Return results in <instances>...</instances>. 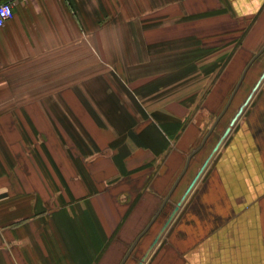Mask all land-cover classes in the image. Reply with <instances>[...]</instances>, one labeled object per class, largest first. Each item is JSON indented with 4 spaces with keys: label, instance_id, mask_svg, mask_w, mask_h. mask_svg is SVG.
I'll list each match as a JSON object with an SVG mask.
<instances>
[{
    "label": "crops",
    "instance_id": "0c3cea01",
    "mask_svg": "<svg viewBox=\"0 0 264 264\" xmlns=\"http://www.w3.org/2000/svg\"><path fill=\"white\" fill-rule=\"evenodd\" d=\"M13 13L0 264H121L156 215L124 264H264V47L238 56L264 46V0H16ZM233 64L248 69L227 108L249 92L200 148Z\"/></svg>",
    "mask_w": 264,
    "mask_h": 264
},
{
    "label": "rangeland",
    "instance_id": "374dc122",
    "mask_svg": "<svg viewBox=\"0 0 264 264\" xmlns=\"http://www.w3.org/2000/svg\"><path fill=\"white\" fill-rule=\"evenodd\" d=\"M264 46H262L261 47V49L260 50H257L256 52H251V51H248V50H244L242 53L240 52V55H238L239 56V58H241V63H243L245 60H243L245 57H247V59H251V58H253L254 56H256L261 50H262V48H263ZM264 61V60H263ZM251 63V61L249 60V62H248V64H250ZM247 64V65H248ZM246 65V66H247ZM244 68H246V67H244ZM243 68V69H244ZM245 70V69H244ZM244 70H242L243 72H244ZM240 72H241V68L239 69V67H236L234 64L229 68V70H227V73L225 74V76H223V78H236V83H235V85H234V87H233V89H232V91H230V93L228 94V96L226 97V100H225V104H224V106L221 108V110L219 111V113L215 116V114H210L206 119V121H205V123L207 124L209 121H212V119H213V121H212V124H214V123H216V121L223 115V113H224V111L226 110V108H227V104H228V102L230 101V99H231V97L233 96V94L235 93V90H236V87H237V85H238V83H239V80H240V77H239V74H240ZM242 72V73H243ZM241 73V74H242ZM251 75V74H250ZM241 76V75H240ZM250 77V76H249ZM248 76L247 77H245V80L247 79V78H249ZM244 80V79H243ZM243 82V81H242ZM242 84V83H241ZM245 86H243V89H241L240 91H239V94L235 97V99H234V101H233V103H232V105L229 107L228 106V108H227V110H226V113L221 117V119H220V121H219V132H220V130L222 129V127H223V125L225 124V123H227V121H228V119L230 118V116L233 114V112L235 111V108H236V105L239 103V101H238V98L241 96V95H245L246 94V92L248 91V88H249V86H247V87H245ZM249 92V91H248ZM82 118H83V120H84V123H87V124H89L90 123V119L83 113L82 114ZM197 131H198V135H201V132L202 131H199L198 129H197ZM95 134H98L97 133V130L95 131ZM206 134V133H205ZM205 134H203V136H202V139L204 140V138H205V136L207 135H205ZM217 137H218V134L216 133V132H214L213 134H212V137H211V140H209V142H208V144H207V146L204 148V149H202L199 153V157L202 159V158H204V156L208 153V151H209V149H210V146L212 145V143L214 142V141H216V139H217ZM100 139H99V141L100 142H102V145H103V143H106L107 142V140L104 138V137H99ZM201 139V141H203ZM201 141H200V143H201ZM104 146V145H103ZM197 149H198V147H197ZM109 154L110 153H108L107 155L109 156ZM108 157V156H106V155H102V157ZM175 183V182H174ZM172 187H174V184H173V186ZM155 217V216H154ZM154 217L151 219V221L154 219ZM150 221V222H151ZM150 222H148V225L146 226V228H145V230L147 229V227L149 226V224H150ZM144 232V231H143ZM142 232V233H143ZM141 233V234H142ZM140 236V235H139ZM138 238V237H137ZM156 238V237H155ZM154 238V239H155ZM154 239H153V241H154ZM152 241V242H153ZM134 243V242H133ZM132 243V244H133ZM132 244H131V246H132ZM126 255V254H125Z\"/></svg>",
    "mask_w": 264,
    "mask_h": 264
},
{
    "label": "water",
    "instance_id": "95a60500",
    "mask_svg": "<svg viewBox=\"0 0 264 264\" xmlns=\"http://www.w3.org/2000/svg\"><path fill=\"white\" fill-rule=\"evenodd\" d=\"M247 69H248V68H247ZM247 69L245 70V72H244L242 78L239 80V83H238V85H237L236 90L239 88L240 84L242 83V81H243V79H244V75H245V73L247 72ZM263 79H264V73H263V75H262L261 80H263ZM259 84H260V83L257 84V86L255 87L254 90H256V89L258 88ZM236 90H235V92H236ZM233 95H234V94H233ZM250 98H251V96H250V97L248 98V100L245 102L244 106H246V105L248 104ZM241 113H242V108L239 110V112H238V114L236 115V117L232 120V122H231V124H230V128H228V129L226 130V132L224 133V135L222 136L221 139L225 138V137L230 133L231 127L235 124V122L237 121V119H238V117L240 116ZM218 121H219V120H217L216 123H214V125L212 126V128L210 129V131L207 133V135L205 136V138H204V140H203V142H202L200 148L204 145V143L206 142L207 138L211 135V133L213 132V129L215 128V126H216V124L218 123ZM221 139H220V140H221ZM219 145H220V141L218 142V144H217L216 147L214 148L212 154H211L210 157L206 160V162L204 163V165L202 166V168H201L200 171L198 172L197 176L195 177V179L193 180V182H192L191 185L189 186V188H188L187 192L185 193V196H184L183 199H185V197L191 192V190L193 189V187L195 186V184L197 183V181L199 180V178H200L201 175L203 174V172H204V170H205L207 164L209 163L210 159L212 158V155H213L214 153L217 152V150H218V148H219ZM200 148H199L198 150H200ZM192 155H193V154H192ZM190 159H191V157L188 159V162H187V164H186L185 170L187 169V166H188V164H189ZM185 170H184V171H185ZM178 207H179V205L175 208L173 214L171 215V217L169 218V220H168V222H167V225H168V223L171 221V219H172V217L174 216L175 212L178 210ZM156 217H157V215H156L155 218L152 220V222H151V224L148 226V228L144 231L145 233H146V231L149 229V227L152 225V223L154 222V220L156 219ZM167 225H166V226H167ZM144 232H143V233H142V234H141V235L135 240V242L132 244V246H131L130 249L128 250L126 256H125L124 259L122 260L121 264H124V263H125V261H126L127 258L129 257V255L131 254V252L133 251V249L136 247L137 243L139 242V240H140V238L142 237V235L144 234ZM157 241H158V239L154 241L153 246H154L155 244H157ZM143 261H144V260H142L139 264H142Z\"/></svg>",
    "mask_w": 264,
    "mask_h": 264
},
{
    "label": "built area",
    "instance_id": "2783aa9c",
    "mask_svg": "<svg viewBox=\"0 0 264 264\" xmlns=\"http://www.w3.org/2000/svg\"><path fill=\"white\" fill-rule=\"evenodd\" d=\"M16 0H7L0 3V29L13 18L14 3Z\"/></svg>",
    "mask_w": 264,
    "mask_h": 264
}]
</instances>
